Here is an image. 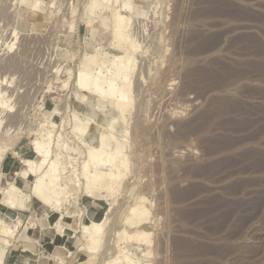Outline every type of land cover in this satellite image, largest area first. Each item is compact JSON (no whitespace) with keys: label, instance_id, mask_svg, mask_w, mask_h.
Wrapping results in <instances>:
<instances>
[{"label":"rangeland","instance_id":"rangeland-1","mask_svg":"<svg viewBox=\"0 0 264 264\" xmlns=\"http://www.w3.org/2000/svg\"><path fill=\"white\" fill-rule=\"evenodd\" d=\"M97 3L0 0L8 100L0 108V188L16 183L24 200L14 219L0 203V218L20 220L1 264H105L119 250L134 264H264V0H111L105 11ZM115 10L131 19L124 34L139 45L123 120L114 99L76 85L85 53H131L110 45ZM98 126L105 128L98 137L124 136L127 167L118 169L115 193L101 189L102 241L90 253L81 227L99 211V193L86 194L87 143L73 132L85 136ZM48 131L64 137L62 154L49 158L66 164V152L72 157L59 211L37 206L35 177L18 175L24 159L41 160L33 142L47 143ZM138 205L147 220L126 223ZM56 224L72 236L60 238ZM136 231L150 243L126 238Z\"/></svg>","mask_w":264,"mask_h":264},{"label":"bare ground","instance_id":"bare-ground-1","mask_svg":"<svg viewBox=\"0 0 264 264\" xmlns=\"http://www.w3.org/2000/svg\"><path fill=\"white\" fill-rule=\"evenodd\" d=\"M110 1L111 0H98L95 8L100 11H105L108 9V3ZM114 15L116 21L118 22V26L115 28V30L113 29L112 31V38L115 39V42L111 43L110 45L115 47L119 51L123 49V45H127V47L131 49V53L124 54L120 51L119 53L111 54L110 52H104V54H99L98 49H95V51H91L89 53H85L83 62L84 64L83 67L79 69L76 85L82 86L93 96H96L97 94L101 101L108 100L110 98L114 99V110H117L116 112H118L119 114V120H123L125 118V114L127 113V109L132 105L133 99L130 95V87L132 84L133 73L130 65L135 62V54L139 50V45L136 44L134 40L129 38V35L124 34V31L128 29H125L124 26L128 24L131 25V19H127L125 16H123L120 10H115ZM92 23L93 22L90 21L88 24L90 28H92ZM102 26L104 28H107L104 23H102ZM11 46H9V48H11ZM97 69L98 72L96 71ZM1 81L0 108L4 106L6 108L8 100L5 99L6 97H2L1 83H3L4 81ZM216 109L219 108L217 107ZM115 120L118 121V119ZM48 123L51 126L55 125V121L53 119H51ZM105 124L108 125V123ZM113 124L114 122L111 121L107 126L108 129L107 127H105L106 130H113ZM94 126H96V123H94ZM101 128L102 130L105 129L104 127L100 126V129ZM100 129L98 126L95 129V132L86 134L85 136L80 132H73L76 138H79L87 143V160H85L82 165L83 177L85 179L87 187L86 194L89 196H95V194L99 193V196L94 198L93 200L94 206L99 207V211L92 213L91 218H89L86 222H83L81 227V233L83 234L82 236L88 242L85 250L90 253H94V251L99 248L102 241V218L104 217L106 210L103 206L101 207L100 203V200L102 198L100 194L101 189L102 187H104L103 192H105L106 194L115 193L114 191L120 185V181L122 179L121 177L123 176L118 169H126L127 167V160L123 151L125 149V145L123 143L124 136L117 137L109 131L110 136L108 137V139L98 137L96 133ZM52 133V131H48L46 133V137L48 140L47 143L44 142L45 140L43 138L41 141L36 140L33 142V150L41 160H39L38 162H34L30 159H24L23 163L26 166V169L21 171L18 175H20L24 181H26L25 179L27 178L28 174H32L35 177L33 183L31 182L32 185L30 189L33 193L34 199L38 201L37 206L48 205L50 206L51 210L59 211L61 210L62 204H64L68 198V196L64 195L67 187L65 185H61V178L66 173V164L70 163L72 157L69 155V153L66 152L64 156L67 160H69V162H66V164L65 162L59 163L57 162V160L49 158V156L53 154L54 158L60 156L62 154L64 146V137L57 136L56 139H53L54 136ZM51 145L53 150L50 148ZM102 166H104L103 169H105V171L102 169ZM73 184L75 186L79 184L77 175L75 176V182H73ZM71 190H73L71 195L77 192V189L74 190L73 187L71 188ZM0 194L2 195V197H0V203L2 207L12 210L14 213V219L17 215V212L22 211L24 206L21 187L19 188L16 183L10 184L6 192H4L0 188ZM63 196L64 198L61 200L60 197ZM58 218L57 221L59 220ZM147 218L148 211L146 210V208H144L142 205H138L137 207L131 209V217L126 218L125 222L135 226L139 225L142 221L147 220ZM54 223L57 222H53V225ZM19 224L20 220L18 218L13 225H10L8 222L0 218V264L3 263L2 257L4 249L10 244L12 238L15 236V232ZM56 226L58 228L57 231L59 237L65 238V233L67 231H65L57 224ZM67 233L66 234L68 235V238H70L72 236V232L69 231ZM148 236L149 235L146 233L136 231L134 236L126 238H135L136 241H141L149 244L150 240ZM24 249L30 255L34 256V253L31 249ZM145 255L146 252L144 256ZM122 260L125 261L126 264H134L131 256L125 255V253H123L121 250H119L118 256L107 261L105 264H119Z\"/></svg>","mask_w":264,"mask_h":264}]
</instances>
